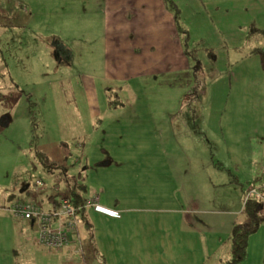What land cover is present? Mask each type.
<instances>
[{"label": "rangeland", "instance_id": "374dc122", "mask_svg": "<svg viewBox=\"0 0 264 264\" xmlns=\"http://www.w3.org/2000/svg\"><path fill=\"white\" fill-rule=\"evenodd\" d=\"M69 1L8 0L23 5L12 13L0 4V50L14 64L10 79L0 78V198L12 192L40 205L49 196L90 199L110 181L99 163L113 157L125 170L150 165V183L134 186L150 202L123 196L121 203L154 208L135 217L168 218V233L180 224L171 207H206L211 225L202 215L194 239L211 247L205 264L225 263L236 222L227 233L218 216L239 197L244 204L264 180V0H173L179 11L165 2L160 8V0H103L98 13L93 5L97 25L82 19L89 0L72 6L74 17L63 23ZM58 47L69 56L56 57ZM99 228L95 222L92 234ZM31 242L36 264L61 261ZM240 264H264L263 248L250 245Z\"/></svg>", "mask_w": 264, "mask_h": 264}, {"label": "crops", "instance_id": "0c3cea01", "mask_svg": "<svg viewBox=\"0 0 264 264\" xmlns=\"http://www.w3.org/2000/svg\"><path fill=\"white\" fill-rule=\"evenodd\" d=\"M101 2H103V0H89L90 13H87L88 11L85 9V13L81 14L83 16L82 19H84L83 22L91 18L92 23H94L93 21H97L94 23L95 25L100 23V21H98L97 11L102 8L100 5ZM164 2L165 1L160 0V8L165 5ZM1 3H4L6 6L4 11L11 10L10 13H12L16 7L20 8L23 6L22 3H17L18 5L16 6L15 3L11 4L8 0H0V4ZM34 3L36 2L34 1ZM34 3L33 6L36 10H39L40 8L34 5ZM143 3L146 5V0H143ZM28 4L29 6L31 5L29 2ZM81 4L84 5L85 0H80L79 2L73 0L69 1L68 11L62 14L64 18L63 23H68L71 17H74L75 14L71 11L72 6L81 8ZM93 5L97 6L96 14H93ZM22 11L28 13L24 9ZM39 14L44 17L45 14L49 13L45 10H40ZM11 36L17 38L16 35ZM53 52L56 57H60L61 54L64 55L65 53L67 57L69 56L67 51L62 53L59 47ZM2 59H5L7 67L4 69L3 65L0 69L3 68L2 71L8 72V78L10 79L14 64L10 63L8 58H6L0 50V63ZM13 79L14 77H11V80ZM7 119L9 124L11 120H13L11 119V115H7ZM84 145L85 144H82L81 147H84ZM86 158L88 159V157ZM114 162L115 159L111 157V159L106 162L97 165V169L105 167L103 174L106 180H110L108 184L106 182V184L100 186V192L98 190L96 191L98 192L97 194H99L98 206L94 207L95 209H91L92 207L84 208L81 214L82 223L78 232L75 234L72 244L61 250H55L61 261L58 263L50 262L48 264H68V261L70 263L73 262V264H89V262H92V264H168L169 262H174L175 264H205L207 258H211V247L207 250L205 246H202L199 241L195 240L194 232L197 229V225H200L202 222L200 218L202 215H204L202 218L205 224L208 223V227L211 225L212 218L208 217L206 207L201 209L199 204H196V207L192 210L171 207L170 213L175 214L180 220L178 231L174 233H168L162 229L164 225L168 230L172 227L168 218H164L163 220L153 213H144L140 218H136L135 215H137V213L135 211H152L154 208L124 205V202L123 204L121 203V200H123L121 197L127 196V200L131 204L150 202L151 198L149 197L137 196L134 186L137 181L143 184L150 183L152 166L132 164L131 167L125 170V167L120 165V163ZM112 164L113 166L108 167ZM110 182L111 184H109ZM38 194L40 195V193ZM78 194L83 201L89 199L83 197L80 193ZM14 195L15 193L7 192L2 199L0 198V264H6L5 261L9 258H12L13 261L7 264H21L19 260L15 261L14 258L23 261L22 264H36V261L33 259L35 253L33 252V255H30L28 246L29 243H33L31 240L35 241L36 239L37 241V227L31 220L13 218L8 210V206H10L11 202L18 199H12ZM164 199L163 197L158 198L160 202ZM207 199L209 200V198ZM207 199H204V203H208ZM43 200L46 204L41 203L42 208L51 209L55 206V202H58L60 199L49 196V198H43ZM167 202H169V199L165 201V203ZM227 202L233 203L231 199H228ZM195 203H202V201ZM229 206L230 208L228 209L223 208V213L218 216L219 219L224 221L225 232L227 233L229 232V228L235 224L232 223V221L237 223L241 220L237 218H241L242 215L247 219L243 210L244 205L241 197L237 198L235 207H232L233 209L231 205ZM93 216L95 217L94 219ZM95 222L100 228L98 232H93L92 234L91 231L95 228ZM30 227L32 230L35 229L36 232L34 233L33 231V234L29 233ZM82 228L86 229L85 234ZM260 229L261 227L259 226L257 231ZM257 231L256 233L254 232L255 234L251 235L248 248L252 245L253 247H261L264 250V240L262 239L264 236V229L262 237L258 236L259 234H257ZM89 237L90 243L87 245L84 240ZM79 248L80 251H78ZM34 251L39 253L35 248ZM20 252L23 253V256L29 257L26 259L21 258L22 255ZM90 257L92 259H90ZM45 258H48V256ZM224 259V257L220 258L217 262L214 261L213 264H224Z\"/></svg>", "mask_w": 264, "mask_h": 264}, {"label": "built area", "instance_id": "2783aa9c", "mask_svg": "<svg viewBox=\"0 0 264 264\" xmlns=\"http://www.w3.org/2000/svg\"><path fill=\"white\" fill-rule=\"evenodd\" d=\"M35 184L43 186L44 182L42 179H37ZM255 197L264 198L263 179L249 189L245 200ZM98 201L99 194L95 193L92 198L84 201L82 207H78L70 198L62 197L54 207L44 209L36 202L17 199L11 202L9 210L15 218L34 221L37 227V241L40 245L61 250L72 244L75 234L79 230L82 223L79 209L87 206L97 207Z\"/></svg>", "mask_w": 264, "mask_h": 264}, {"label": "trees", "instance_id": "16d2710c", "mask_svg": "<svg viewBox=\"0 0 264 264\" xmlns=\"http://www.w3.org/2000/svg\"><path fill=\"white\" fill-rule=\"evenodd\" d=\"M164 1L166 4L169 5V7L179 11L178 6L175 4L173 0H164ZM175 20L177 23L179 22V17L176 13H175ZM2 66L4 67V69L7 67L5 59H2V62L0 63V67ZM2 70L3 68L0 69V78L9 77V73ZM37 154L39 160L42 162L44 166L50 167L52 165L53 162H51V159L47 154L41 151H37ZM260 180L262 179L258 178V181ZM80 198L81 197L78 194L76 199H72V198L70 199L76 206L82 207L84 201ZM243 205H244L243 210L247 219L246 221L242 223H236L233 226L231 257L224 264H240L246 259L248 253L249 238L258 229L259 225L263 223L262 221H264V198L261 197L250 198L247 201L244 200ZM83 211L84 208L79 209L80 214H82Z\"/></svg>", "mask_w": 264, "mask_h": 264}, {"label": "water", "instance_id": "95a60500", "mask_svg": "<svg viewBox=\"0 0 264 264\" xmlns=\"http://www.w3.org/2000/svg\"><path fill=\"white\" fill-rule=\"evenodd\" d=\"M32 222L34 223V221L32 220Z\"/></svg>", "mask_w": 264, "mask_h": 264}]
</instances>
